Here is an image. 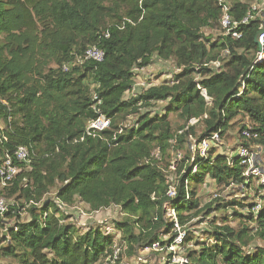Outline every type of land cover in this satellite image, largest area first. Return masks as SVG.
<instances>
[{
	"label": "trees",
	"instance_id": "16d2710c",
	"mask_svg": "<svg viewBox=\"0 0 264 264\" xmlns=\"http://www.w3.org/2000/svg\"><path fill=\"white\" fill-rule=\"evenodd\" d=\"M223 4L237 22L252 8L247 0ZM223 4L0 0V155L20 169L0 189L9 203L0 212L4 264H103L119 244L128 253L156 245L167 249L177 234L175 222H164L165 206L183 228L201 213L195 212L198 187L208 179L218 186L249 187L248 166L237 152L232 158L213 152L192 165L186 164L190 157L182 161L171 196L160 160L175 149L173 142L187 140V132L175 133L172 115L185 125L203 122L200 142L214 134L222 138L238 118L247 119L242 139L264 147V59H258L255 44L262 21L239 24V39L226 35ZM206 30H222L223 36H207ZM92 47L105 53L102 62L84 59ZM154 58L173 62L179 72L170 83L130 95L135 72ZM159 103H167L163 112L150 113ZM100 115L110 120L109 129L89 136V124ZM19 147L30 152L28 166L15 159ZM52 191L55 199H46ZM77 201L92 212L118 207L125 218L112 231L85 230L63 210ZM247 206L248 216L235 213L245 222L238 229L216 226L203 242L186 233L184 245L195 244L186 255L189 264H264V246L249 250L255 241L264 245V208L255 215L254 205ZM8 221L14 225L7 227ZM116 232L123 235L118 244Z\"/></svg>",
	"mask_w": 264,
	"mask_h": 264
},
{
	"label": "rangeland",
	"instance_id": "374dc122",
	"mask_svg": "<svg viewBox=\"0 0 264 264\" xmlns=\"http://www.w3.org/2000/svg\"><path fill=\"white\" fill-rule=\"evenodd\" d=\"M243 1V0H242ZM229 3V0H227ZM252 7L258 8L259 16H262L264 13V0H247ZM260 18V17H259ZM213 34L214 38L218 39L220 36H223L222 30L219 32L211 33L209 30H206V35ZM219 64H213L211 68L219 69ZM179 72L178 68L173 62H163L154 58L153 63L150 67L135 72V84L134 92L130 95L140 93L146 89H149L153 86H160L161 84L172 81V78L175 74ZM167 107V103H159L154 106L150 113L158 114L162 113L163 110ZM136 117H132L128 125L133 124ZM173 129L175 133L182 134L187 132V140L184 145L173 142L175 149H172L167 156L160 159L159 153H156V157L161 160V166H163L167 175L168 182L171 184V196L175 194V186L178 184L179 179V168L182 161L190 157L191 160H186V164H194V160L198 157H203L201 155V142L200 137L204 133L205 126L203 122L191 121L189 124H184L181 119L172 115L170 117ZM249 122L247 119L238 118L234 122V126L229 129L224 137H220L219 141L209 142V148L205 158H208L210 153L215 152L218 155H224L229 158H232L233 155L242 147V145L248 144L250 146V151L256 154V159L252 162L251 166L256 165L260 168H264V147H258L253 144L244 142L240 135V129L243 125H248ZM182 128H184L182 130ZM191 128H193L191 130ZM210 137L206 138L209 139ZM205 140V139H204ZM183 148V149H181ZM2 159L0 158V162ZM251 183L249 187L232 185L227 186H218L212 180L208 179L204 185L199 186L198 195L196 197L199 208L195 212H201L198 217L190 219V221L183 227L187 236L195 238V240H200L201 242L206 241L204 238L207 235V232L212 231L213 228L222 227L229 225L232 228L238 229L241 227V224H245L242 220H239L238 217H235V213L241 214L242 216H248L250 213V207L247 205H254L252 212L257 215L258 209L257 205H260L261 209L264 208V186L261 185L259 177L251 176ZM0 184V189H1ZM46 199L54 200L55 191H52ZM231 203L244 204L246 206H225ZM65 213L72 217V221L75 222L79 227L83 229L88 228H101L105 231H112L113 224L115 222H120L124 220L125 216L122 214L121 209L118 207H111L109 209H104L99 212H92L89 207L81 202L75 204L74 207H63ZM195 213H192L194 216ZM22 219L26 220L27 214L26 210H23L21 213ZM164 222H177L175 218V212L171 206H165L164 208ZM14 221H8L7 227H12ZM175 225V224H174ZM251 228L257 230L255 225L251 224ZM252 229V230H253ZM176 230V229H175ZM165 230L163 229L162 232ZM1 233L3 230H0V239L2 237ZM115 238L117 244L122 236L120 232H116ZM168 239V237H165ZM212 240V239H211ZM210 244H213V240L210 241ZM193 241L184 245L180 248V257L182 258L185 255H188V250H192L195 246ZM1 246V245H0ZM262 247L263 241H255L253 245L249 248L250 251L254 247ZM121 250V259H119L118 264H174L172 259H170L171 252L167 249H161L160 247H153L152 249H137L133 253H128L126 251L125 244H119ZM6 261L0 258V264H4Z\"/></svg>",
	"mask_w": 264,
	"mask_h": 264
},
{
	"label": "built area",
	"instance_id": "2783aa9c",
	"mask_svg": "<svg viewBox=\"0 0 264 264\" xmlns=\"http://www.w3.org/2000/svg\"><path fill=\"white\" fill-rule=\"evenodd\" d=\"M220 2L223 4L225 0H220ZM224 5V4H223ZM229 8L225 4L223 6V12L224 15L221 19V27L223 30H225L226 35L231 34L234 38H241L242 35L235 32V29L239 24L247 25L252 19L259 18L262 21V24L260 26V31H264V13L262 16H259L258 8L252 7L251 10L248 12V15H246L244 18H242L241 21L237 22L232 19V17L228 14ZM261 45L263 46L264 50V34L260 37ZM259 51L258 53V59H264V51ZM105 53L100 50L97 47L89 48L84 55V59L86 60H92L95 62H102L104 60ZM97 99V98H95ZM110 120L107 119L105 116L100 115L95 121L89 124V127L87 129V133L89 136H95L98 133H101L110 127ZM243 136L245 138H249L250 135L247 132L243 133ZM219 136L217 134H214L209 139H205L201 142V155L203 157H206L207 150L209 148V142H216L219 141ZM237 157L242 160V163L246 166H248V170L245 173V176L247 178L251 176L259 177L260 183L262 186H264V171L263 168H260L256 165L251 166L252 162L256 159V154L252 153L250 151V148H244L241 147L237 153ZM0 158L2 159L1 155ZM15 159L17 162L29 165L31 164L30 159V152L26 147H19L15 152ZM20 169L13 164V160L10 157H6V159H3L0 162V184L2 188L8 187L10 183L15 179V177L19 174ZM9 203L5 198H0V212L1 214H4L7 211V206ZM258 211L261 209L260 205H257ZM175 232L176 237L173 241V243L167 248L169 252L172 254V262L174 264H189L190 261L188 257L185 255L182 258L180 257V248L184 246V241L186 238L185 230L178 224V222H175ZM159 247V246H154ZM184 248V247H183ZM112 256H110L103 264H118L119 258H120V249L115 248Z\"/></svg>",
	"mask_w": 264,
	"mask_h": 264
},
{
	"label": "water",
	"instance_id": "95a60500",
	"mask_svg": "<svg viewBox=\"0 0 264 264\" xmlns=\"http://www.w3.org/2000/svg\"><path fill=\"white\" fill-rule=\"evenodd\" d=\"M264 34V31H259L256 35V38H255V44L259 47V51L262 52L263 50V46L261 45V42H260V37Z\"/></svg>",
	"mask_w": 264,
	"mask_h": 264
},
{
	"label": "crops",
	"instance_id": "0c3cea01",
	"mask_svg": "<svg viewBox=\"0 0 264 264\" xmlns=\"http://www.w3.org/2000/svg\"><path fill=\"white\" fill-rule=\"evenodd\" d=\"M263 171H264V168H263ZM2 188V187H1Z\"/></svg>",
	"mask_w": 264,
	"mask_h": 264
}]
</instances>
